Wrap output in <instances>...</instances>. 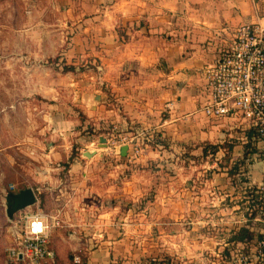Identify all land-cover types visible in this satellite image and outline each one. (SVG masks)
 Listing matches in <instances>:
<instances>
[{"label": "crops", "instance_id": "1", "mask_svg": "<svg viewBox=\"0 0 264 264\" xmlns=\"http://www.w3.org/2000/svg\"><path fill=\"white\" fill-rule=\"evenodd\" d=\"M53 1L69 19L67 36L58 42L64 53L56 50L47 59L56 58L58 74L66 73L61 69L68 61L97 63V73L86 76L88 85L98 86L93 101L84 93L77 109L56 102L60 88H37L49 101L21 105L29 116L16 138L27 145L24 162L19 174L0 181L4 196L31 187L33 207L59 212L60 225L50 233L53 259L46 264H77L76 256L78 264L83 258L84 264H230L240 248L252 250L264 232V212L248 211L244 192L264 180V139L231 118L209 119L201 107L208 96L205 67L238 25H264V0ZM47 39L43 45H54ZM66 84L74 82L62 88ZM110 123L114 132H95ZM136 134H142L136 160L129 158L130 148L122 157V145H110L111 135ZM71 136L86 143L73 152L66 145ZM101 136L105 147L97 146ZM249 144L256 151L245 158L246 167L233 169ZM85 151L95 153L86 157ZM199 157L207 167L197 166ZM158 158L177 165L163 164L159 171ZM153 172L171 176L151 193L144 180ZM187 173L191 181L178 183L177 176ZM242 216L247 226L236 225ZM241 227L252 232L247 243L231 240ZM53 231L58 240L51 242Z\"/></svg>", "mask_w": 264, "mask_h": 264}, {"label": "rangeland", "instance_id": "2", "mask_svg": "<svg viewBox=\"0 0 264 264\" xmlns=\"http://www.w3.org/2000/svg\"><path fill=\"white\" fill-rule=\"evenodd\" d=\"M53 0H0V181L3 183L10 180L13 174H19L21 164H23L26 152V143L16 140L22 134L23 124H27L25 115L21 109V105L29 103L48 102L49 99L41 97L40 94L34 91L41 87H58L60 88V97L56 102H61V107L69 104L70 107L77 109L75 105L80 103L82 94L90 95L95 93V88L98 84L88 85L90 80L86 75L87 72L97 73L94 65L82 61H68L67 64L73 66L72 71L63 74L56 73V60L47 59L51 54L56 57V50L59 53L62 46H58V42L67 33L63 30L64 23L69 18H65L61 10L55 9ZM51 38L54 45H43L44 41ZM61 57V56H60ZM48 60V61H47ZM62 61V60H61ZM59 60V62H61ZM62 64V63H60ZM63 66V65H62ZM52 71H49L51 70ZM74 82L67 88H62L64 83ZM93 81V80H91ZM90 82V81H89ZM47 97L50 94L44 93ZM88 95V96H89ZM93 101L92 97L90 99ZM65 103V104H64ZM75 104V105H74ZM31 112V111H29ZM113 125L106 124L103 132H111ZM74 135V134H73ZM78 135V134H76ZM78 136H71L67 139L66 145L71 146L73 152L77 148H82L86 142L76 141ZM90 148H94L93 146ZM85 157V156H84ZM157 159L160 171L163 164L176 166V160L166 158ZM7 162L12 163L6 164ZM113 163V162H112ZM109 163L105 168H110ZM197 166L202 169L208 164L199 157L196 160ZM218 165L214 166L215 168ZM211 168L210 169H215ZM155 170V166L152 168ZM106 170V169H105ZM2 172L4 173L2 175ZM121 180L125 173L121 171ZM99 172L94 171V175ZM203 176L204 179H209L207 173ZM202 174H200L201 177ZM100 176H103L102 174ZM171 175H163L162 172L146 175L144 180L148 185L151 184V193L155 192L156 184L161 183L164 177ZM108 179H112L108 177ZM117 179V177H116ZM186 179L191 181L190 173L182 176H177L178 183H185ZM143 181V180H142ZM197 185V184H196ZM199 186V184H198ZM148 192V191H147ZM157 193V191H156ZM147 197H150L147 194ZM33 207V206H31ZM8 219L5 214L4 195L0 192V264H7L6 247L11 243L12 235L8 229ZM207 232V231H206ZM51 242L58 240L53 237ZM55 236V235H54ZM68 257V256H67Z\"/></svg>", "mask_w": 264, "mask_h": 264}, {"label": "built area", "instance_id": "3", "mask_svg": "<svg viewBox=\"0 0 264 264\" xmlns=\"http://www.w3.org/2000/svg\"><path fill=\"white\" fill-rule=\"evenodd\" d=\"M204 75L208 88L207 99L201 107L204 115L216 121L231 118L244 129L253 130L256 138L264 139V25H238L228 46L205 67ZM115 129L113 127L110 133ZM141 135H123L117 140L111 135L110 145L127 144L131 150L129 158L136 160L141 153L142 142L138 140ZM146 140L150 141V138ZM244 193L251 206L246 209L257 208L259 213H263L264 180L247 187ZM58 214L48 215L38 206L18 211L9 221L12 241L6 247L7 264H46L53 259L49 247L50 233L60 225ZM248 221L242 216L235 223L247 226ZM73 259L77 264L80 262L78 256ZM263 260L264 232L252 250L244 252L240 248L232 256L230 264H254Z\"/></svg>", "mask_w": 264, "mask_h": 264}, {"label": "water", "instance_id": "4", "mask_svg": "<svg viewBox=\"0 0 264 264\" xmlns=\"http://www.w3.org/2000/svg\"><path fill=\"white\" fill-rule=\"evenodd\" d=\"M99 100V97H96ZM98 147L106 146V139L104 137H99L98 139ZM128 145L124 144L119 147V155L125 157L127 154ZM94 151L89 152L85 151L83 154L86 157H91L94 155ZM37 197L35 195L34 190L31 187H23L18 189L17 191H8L4 196V206H5V214L8 220H12L14 215L29 206H32L36 203Z\"/></svg>", "mask_w": 264, "mask_h": 264}, {"label": "trees", "instance_id": "5", "mask_svg": "<svg viewBox=\"0 0 264 264\" xmlns=\"http://www.w3.org/2000/svg\"><path fill=\"white\" fill-rule=\"evenodd\" d=\"M54 60H56V58L51 59V61H54ZM61 70H62V72L72 71L73 67L72 66H63ZM87 130L89 133H92L94 131L92 127H88ZM95 132H97V134H99V133L103 132V130L97 129V130H95ZM251 133H253V132H251ZM251 133L249 132V135H251ZM253 135H255V133H253ZM260 139H261L260 137L257 138V140H260ZM207 147L208 146L205 147L203 154H205L207 152ZM215 148L216 147L212 146L210 149L213 152V151H215ZM254 151H256L255 145H251V144L247 145L244 159L239 161V162L234 163L232 168L235 170L240 169L241 166H243L245 168L246 164H247L246 159H247L248 155ZM260 156L262 159H264V149L262 151H260ZM251 233H252L251 230H249L245 227H241L238 229L237 232H235L231 236V240L232 241H242L244 243H247L251 240V237H252ZM82 263L84 264V258L82 259Z\"/></svg>", "mask_w": 264, "mask_h": 264}]
</instances>
